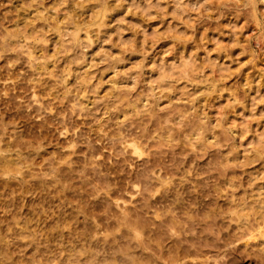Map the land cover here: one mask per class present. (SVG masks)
<instances>
[{"label": "rangeland", "instance_id": "374dc122", "mask_svg": "<svg viewBox=\"0 0 264 264\" xmlns=\"http://www.w3.org/2000/svg\"><path fill=\"white\" fill-rule=\"evenodd\" d=\"M0 41V264H264V0H0Z\"/></svg>", "mask_w": 264, "mask_h": 264}, {"label": "bare ground", "instance_id": "6f19581e", "mask_svg": "<svg viewBox=\"0 0 264 264\" xmlns=\"http://www.w3.org/2000/svg\"><path fill=\"white\" fill-rule=\"evenodd\" d=\"M12 35H14V34H12ZM11 38V37H10ZM13 39V38H12ZM1 42H3V43H1ZM0 50L2 49V51L4 52L5 51V53H7L6 51L7 50H11V47L9 48L8 46H10L9 44L7 45V47H6V45L5 44H7V41H0ZM5 43V44H4ZM12 46V45H11ZM1 52V51H0ZM30 52V51H29ZM2 53V52H1ZM4 53V54H5ZM13 54V53H12ZM7 56V55H6ZM12 57L13 56H15V55H11ZM10 57V56H9ZM17 57V56H16ZM15 58V57H14ZM11 59V58H10ZM17 59V58H16ZM29 59V58H28ZM18 60H19V58H18ZM1 64V63H0ZM6 64V63H5ZM1 66V65H0ZM8 66V65H7ZM3 67V65L1 66V68ZM5 67V66H4ZM0 68V69H1ZM7 69L5 70V68L3 69V70H0V75H2V73H4L5 72V74H7V76H8V74H9V72H10V67H6ZM12 70H13V68H12ZM7 71V72H6ZM16 71V70H15ZM16 76V75H15ZM2 77H4V76H1V78ZM10 77V79H11V75L9 76ZM8 77V78H9ZM13 78H15V77H12V79ZM18 78V77H17ZM11 79V80H12ZM1 80V79H0ZM20 80V79H19ZM19 80H17L18 82H19ZM13 82V84H14V81H12ZM11 82V83H12ZM23 82V81H22ZM10 84V83H9ZM18 84V83H17ZM20 84V83H19ZM15 85V87H16V89H17V86H16V84H14ZM27 85V84H26ZM22 87V86H21ZM23 88V91L20 93V94H22L23 95V98H25V99H28V98H30V94L29 93H26L27 91H28V87H22ZM21 88V89H22ZM8 89H10V88H8ZM13 89H14V87H13ZM11 91V90H10ZM14 91V90H13ZM8 92V91H7ZM29 92V91H28ZM9 93V92H8ZM8 93H7V95H8ZM19 93V92H18ZM5 94H6V92H5ZM14 94V95H13ZM14 97H15V93H12V95L11 94H9V96L6 98V97H4L3 95H0V101L2 102V101H4L5 99L7 100V103L9 102V104H7L6 102V104H7V107L4 109L6 112H7V114L9 113L10 114V116L12 115V117L14 116L13 114L16 112L17 113V111H18V109L19 108H17L16 106H15V104L13 103V101H14ZM2 104V103H1ZM9 105V106H8ZM5 112V113H6ZM12 119V118H11ZM13 121V120H12ZM15 211V210H14ZM179 213V212H178ZM138 215V214H137ZM155 223V222H154ZM21 227V226H20ZM27 227V226H26ZM53 231V230H52ZM23 232V231H22ZM27 233V232H26ZM264 233V232H263ZM77 238V237H76ZM47 240V239H46ZM58 241V240H57ZM47 242V241H46ZM50 242V241H49ZM49 242H48V244H49ZM55 242V241H54ZM59 242V241H58ZM57 242V243H58ZM31 243V242H30ZM16 244V243H15ZM26 244V243H25ZM47 244V243H46ZM51 244V243H50ZM49 244V245H50ZM64 244V243H63ZM24 245V244H23ZM27 245H28V243H27ZM59 245H60V243H59ZM61 246V245H60ZM64 246V245H63ZM71 246V245H70ZM51 247V246H50ZM56 247V246H55ZM10 248V247H9ZM17 248H18V246H17ZM43 248H44V246H43ZM53 248V247H52ZM75 248V247H74ZM112 248V247H111ZM51 249V248H50ZM65 249V248H64ZM75 249H77V248H75ZM4 250V249H3ZM30 250V249H29ZM41 250V249H40ZM52 250V249H51ZM55 250V249H54ZM60 250V249H59ZM71 250H72V248H71ZM10 251V250H9ZM13 250H11V252H12ZM15 251V250H14ZM23 251H24V249H23ZM39 251V250H38ZM42 251V250H41ZM45 251H47V250H45ZM74 251V250H73ZM124 252V251H123ZM3 253H4V251H3ZM10 253V252H9ZM14 253V252H13ZM51 253V252H50ZM72 253V252H71ZM70 253V254H71ZM40 254H43V253H40ZM76 254H77V252H76ZM95 254H96V252H95ZM94 254V255H95ZM129 254V253H128ZM7 255V254H6ZM9 255V254H8ZM10 255H14V254H10ZM24 255H26V254H24ZM39 255V254H38ZM44 255V254H43ZM74 255V254H73ZM45 256H46V254H45ZM72 256V255H71ZM76 256V255H75ZM74 256V257H75ZM78 256V255H77ZM75 257V258H73V259H69L68 261H70V262H73V263H76V264H79L81 261V259H79V257ZM91 256V255H90ZM93 256V255H92ZM1 257V256H0ZM6 257H8V256H6ZM5 257V258H6ZM10 258H8L10 261H8V260H6V262L8 261L9 262V264L11 263V264H15V260H11L13 257H11V256H9ZM16 257V256H15ZM24 257V256H23ZM39 257V256H38ZM41 257V256H40ZM39 257V258H40ZM57 257V256H56ZM93 257H95V256H93ZM92 257V258H93ZM36 258V257H35ZM35 258H31V262H30V264H43V261H42V263H40V260L38 261V259H35ZM47 258V257H46ZM53 258H54V256H53ZM58 258V257H57ZM97 258V257H96ZM41 259V258H40ZM49 259V258H48ZM2 260V259H1ZM0 260V261H1ZM43 260H45V259H43ZM116 260V259H115ZM5 261V260H4ZM89 261H91V260H89ZM88 261V262H89ZM92 261H93V259H92ZM99 261V260H98ZM2 262V261H1ZM6 262H4L5 264H6ZM45 262V261H44ZM48 262V261H47ZM87 262V263H88ZM3 263V264H4ZM46 263V262H45ZM98 263V262H97ZM8 264V263H7ZM16 264H18V262H16ZM26 264H29V263H26ZM95 264V263H94ZM100 264V263H99Z\"/></svg>", "mask_w": 264, "mask_h": 264}]
</instances>
